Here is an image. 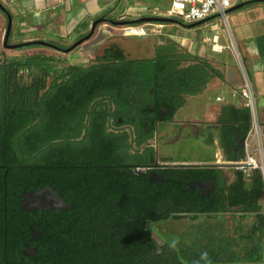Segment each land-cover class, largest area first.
<instances>
[{"label":"trees","instance_id":"obj_1","mask_svg":"<svg viewBox=\"0 0 264 264\" xmlns=\"http://www.w3.org/2000/svg\"><path fill=\"white\" fill-rule=\"evenodd\" d=\"M167 48L170 56L109 66H74L66 82L59 83L57 78L48 87L40 80L15 82L13 68L23 67L24 59L0 64V263L4 250L9 257L14 252L20 255L24 244L35 250V256H24L21 264L235 263L227 228L209 226L205 230L199 225L190 233L182 231L185 241L170 240L177 244L175 252L156 245L150 225L168 218L190 219L198 225L199 217L217 216L225 205L242 215H256L264 223L261 177L246 181L238 172L219 193L217 206H208L197 195L191 198L182 169L158 183H151L147 174L136 170L141 164L137 163L138 156L141 158L137 152L139 115L132 108L120 109L130 97L113 94L117 109L108 111L98 102L89 110L97 90L102 84L109 85L108 81L117 90L126 87L129 94L153 88L179 95L170 106L177 110L186 96L201 95L213 78H219L220 72L208 59L182 53L176 43L160 47ZM222 108L221 120L229 123L223 131V145L228 147L235 125L242 129V136L248 134L251 114L244 106ZM86 116L90 118L84 123ZM119 116L135 130L119 129L115 125ZM109 120H113V128ZM46 187L69 208H21L18 201L23 192ZM21 215L28 218L26 225L21 223ZM223 230L226 238L218 234Z\"/></svg>","mask_w":264,"mask_h":264},{"label":"flooded vegetation","instance_id":"obj_2","mask_svg":"<svg viewBox=\"0 0 264 264\" xmlns=\"http://www.w3.org/2000/svg\"><path fill=\"white\" fill-rule=\"evenodd\" d=\"M0 5V13L4 16L3 17L2 14H0V26H3V31H0V42H2V47L8 49L11 48V55L18 59H24L26 63L21 68H13V78L15 82L33 84L35 81L40 80V82H44L45 86L48 87V85H50L51 82L53 83L57 78H59L57 80L59 83L66 82L70 70L74 66H109L133 59V57H129V55L124 52L118 43H112L109 46L101 48V54H93L92 52L87 54V52H81L82 46L88 44L90 47L91 44L96 42H90L96 29L113 39V37L121 38L122 36H127L123 33V29L132 26H114L109 22L103 21L94 27L93 35L88 40L72 48L78 40L82 39L90 32L91 24L94 20L104 18L107 20L120 21V17H114L115 13L109 9H104L102 13L95 17L87 27L82 25H79L78 27V25H75L67 30L60 28L61 16H56V19L53 20V22L49 21V23L44 22L45 20L43 16L31 17L29 23L27 22L29 25L24 27L25 25L17 26V22L15 21L16 23H14V17L12 15L11 28L7 35L6 29L9 13L7 12L8 10L6 11L2 7V5L6 7L5 3L0 1ZM125 21H129V19H125ZM68 31H73L77 34L75 36L68 35ZM120 31H122V35L120 34ZM130 31L133 33L131 29ZM66 38L67 42H64ZM112 39L102 38L97 40V42H104L106 40L111 41ZM39 42H43L44 44H40ZM98 46H101V44ZM21 48L28 50L30 53L20 55L19 52ZM79 48L81 49L79 50ZM45 49L53 51L55 55L65 53L66 61H57L55 58V61L53 62V65H55L53 66V70L48 71V67L43 66L41 63L42 58L50 56L45 54ZM72 53H75L76 57L71 62L69 55ZM42 54L45 56H42ZM0 60H6V58L0 56ZM11 63H14V61L0 64L9 65ZM24 69L27 72L25 76L26 81L16 79L17 73ZM61 69L63 70L59 72ZM38 71H41V73ZM30 75H33L34 78L31 81H27ZM109 77L110 74L107 75L108 80ZM108 84L109 85L102 84L97 90V94L95 95L89 110L95 109L96 103L98 102L103 104L108 111L117 109V106L112 99L113 94L130 97L129 102H124L120 105V109L132 108L135 109L139 115L138 128H140V130L137 136L139 143V146H137V152L138 155H141V158L138 156L137 163L141 164L140 166H137L136 170L139 173L147 174L151 179H157L156 182L149 180L151 183H158L164 182L168 176H172V171L182 169L187 176L185 184L188 187L187 192L191 194V198L194 199V195H197L208 206H217L220 197L219 193L222 192L223 189H226V187L235 180L236 175L238 174V171L233 164L235 161L233 162V160H231L232 164H229V168L224 167L225 163L223 159L226 151L220 140L221 130L226 129L227 126L226 123L221 120L223 111H221V109H216L217 117L215 118L214 123H207L203 120V117L199 115L192 121V123H188L185 116L178 119L176 113L170 107L175 102V99H178L180 96H168L164 94V92L154 91L153 88H150L147 93L133 91L129 94L126 87L117 90L119 87H112L109 81ZM97 95H99V97H97ZM171 109L172 111H170ZM169 114H172V116L170 118H165V116ZM88 118L90 117H85L84 123L88 122ZM112 121L113 120H109L110 128L114 127L111 124ZM115 125L121 130H135L132 124L123 123V116L117 117ZM210 126L214 127L211 128V130H214L216 137V144L211 150L206 143ZM164 127L171 128L169 134H167V132L161 133ZM233 132V143L227 149V155L230 158H234L239 154V151H236V142L238 138L242 137V129L238 126L235 125ZM191 141H195V144H192ZM128 164L132 165L134 162H129ZM159 179L163 180L160 181ZM20 201L21 200L18 201L19 204ZM262 206L264 209L263 204ZM234 214L239 215L243 213L237 208L225 205L220 208L217 215ZM262 214L264 215V211ZM170 220L178 219H157L152 222L154 225H150V227L152 228L156 245L158 247L170 248L176 252V245L169 239L163 237L156 227L158 223L166 222L167 224ZM20 221L26 225L28 218L24 219L21 215ZM36 234L37 233H34V235ZM30 240L31 238H28V242ZM26 247L34 251L29 245L24 244L20 249V255L19 253L14 252V255L9 257L8 252L4 250V256L2 257V263L0 264H21V259L24 258V256H30L24 254ZM26 252H28V250Z\"/></svg>","mask_w":264,"mask_h":264},{"label":"crops","instance_id":"obj_3","mask_svg":"<svg viewBox=\"0 0 264 264\" xmlns=\"http://www.w3.org/2000/svg\"><path fill=\"white\" fill-rule=\"evenodd\" d=\"M5 3L4 10L10 14V17H14V23L17 26L25 25L28 26L30 18L35 16H44L46 15L45 23L53 22L56 19V16H61L60 18V28L67 30L74 27L75 25H82L87 27L95 17L99 16L104 9H109L115 13V15H125L126 19L139 20L142 17H172L167 16L162 13L165 10H162L158 15L153 14L152 12H147L144 8V0H0ZM87 1L89 8L83 6V2ZM169 4V0H165ZM163 2V1H162ZM56 7V8H54ZM58 10V13L54 15H49L51 10ZM226 14V23L219 16V13L215 11L201 23L196 24L195 26H185L186 29H194L185 34H174L172 33L171 27L165 24H176V22H145L140 21L139 23L133 24L137 27L142 24H155L160 25L161 28H165L166 32L162 34H153V55L148 58L159 56H170L171 49L167 48L166 50H161V46H168V44H177V48L182 53H190L191 55L201 56L209 60L212 68L220 72L219 78H213L209 83L206 90L199 96H186L185 103L183 106L173 111L175 113H180V110L183 109L186 104L190 102L193 98H201V106L198 107V110L194 111V114L185 115L188 123L192 121L199 115L203 117V120L207 123H214L215 118L217 117L216 110L221 109L223 111L224 105H230L236 108L243 107L242 99L237 95L236 97H231V93L237 92L240 89L242 82L241 71L239 67V62L236 60L232 53V44L238 52V58L241 64L243 65L246 73L248 74L252 87L254 90V95L256 99V106L258 111V119L262 129L260 134V145L262 147V152L264 155V146L262 144V139H264V0H231L230 5L225 9ZM79 16V18H78ZM136 17V18H134ZM21 19H24L21 20ZM169 19V18H168ZM214 20L216 21V29L214 31L199 30V27L204 23ZM16 21V22H15ZM28 22V23H27ZM145 24V25H146ZM194 23H190L191 25ZM8 26V24H7ZM21 29V27H20ZM165 36L164 40H158V38ZM168 41V43H167ZM217 43L225 47V50L222 53H214L212 51V45ZM173 46V45H172ZM159 50V51H158ZM163 51V53H161ZM143 51H137V54L141 55ZM158 52V53H157ZM224 54L229 57L231 63V68L229 70V64L227 62H217L210 59L209 54ZM142 57V56H139ZM133 59H145V58H133ZM214 90V101L210 97H206V93ZM168 96V93H164ZM222 96V101H216L215 96ZM176 95L174 97H177ZM191 105V103H190ZM191 107V106H190ZM172 109L170 111H172ZM202 112V113H201ZM251 114V112H250ZM229 123H226L228 126ZM251 127V123H250ZM211 127L208 130V135L206 139L207 145L210 147V150L216 144V137L214 130L212 131ZM227 128V127H226ZM171 130L170 127H164L161 133ZM181 130V129H180ZM221 130V144L223 145L224 141V131ZM232 133L233 130H232ZM242 135V134H241ZM247 136V135H246ZM246 136H242L237 139V148L236 151H239V154L234 158H230L227 155L228 147L233 143V139L230 141L228 147H224V165L232 164L231 160L242 161L245 159L244 152V139ZM243 139V145L240 148L239 142ZM192 144H195V141H191ZM256 144L254 148L251 147L252 152L258 151V141L253 140L252 144ZM237 157V158H236ZM237 159V160H236ZM225 167V168H229ZM238 171V170H237ZM241 172V171H238ZM246 181L249 178H257L258 174L253 172L250 176H247L241 172ZM256 174V175H255ZM232 183V182H231ZM242 215V214H240ZM219 216V215H218ZM233 218V221L228 224L229 221ZM236 215H220L224 226L230 232L234 228V231L230 233V238L232 237L233 241V255L236 254L243 257H250L254 252H256L258 257V264H264V238H259L257 232L259 231L264 235V223L259 222L256 215H251V218H238L236 221ZM253 230V231H252ZM219 235H222L226 238V232L223 230L218 231ZM234 238V239H233ZM260 243H262L263 251L260 249ZM235 264V263H234ZM246 264V263H239ZM257 264V263H256Z\"/></svg>","mask_w":264,"mask_h":264},{"label":"rangeland","instance_id":"obj_4","mask_svg":"<svg viewBox=\"0 0 264 264\" xmlns=\"http://www.w3.org/2000/svg\"><path fill=\"white\" fill-rule=\"evenodd\" d=\"M163 1V2H162ZM168 3L165 0H144V8H146L147 12H152L155 15H158L162 10H165L168 8ZM83 6L88 7L89 8V4L87 3V1L83 2ZM56 8V7H54ZM58 13V10H51V12H49V15H54ZM2 14V13H0ZM3 16V14H2ZM4 17V16H3ZM147 17V16H145ZM44 20L46 19V15L43 16ZM136 18V17H134ZM169 19H172L174 21H176V24H165L167 26L171 27L172 33L174 34H185L188 33L192 29H186L184 28L185 26H188V24L186 21H184L183 19H181L178 15L173 16V17H168ZM1 22H2V18H1ZM146 24V23H145ZM142 24L140 23V25L137 27L136 25H127V26H132L131 30L133 33H131L129 28H124L123 29V33L126 34L127 36H122L120 37H113V39L111 37H108L106 34L101 33L100 31H98L97 29L95 30V33L93 35V38L91 39V43L95 42L94 44H91V46L89 47V45H85L82 46V50L81 52H87L90 53L92 52L93 54H101V48L105 47V46H109L112 43H118L120 45V47L124 50L125 53H127L129 55V57H133V58H148L151 57L153 55V34H162L164 32H166L165 28H161L160 25H155V24ZM3 26H0V31H3ZM216 29V21L211 20L208 21L206 23H204L203 25H201L199 27V30H207V31H214ZM77 33L73 32V31H68V35H72L75 36ZM120 34L122 35V31H120ZM67 35V36H68ZM102 38H108V39H112L111 41L106 40L104 42H97V40L102 39ZM165 36L158 38V40H164ZM64 42H67V38L64 40ZM2 42H0V56L4 57V58H10L13 57L11 55V48H4L2 47ZM101 46H98L100 45ZM81 48H79L80 50ZM45 54H48L50 56L44 57L41 60V63L43 64V66L48 67V71H52L53 70V62L55 61V58L57 59V61L62 60V61H66V57H65V53L63 54H58L55 55V53H53V51H48V49H45ZM143 51L141 53V55L137 54V51ZM43 51V50H42ZM77 52V50H76ZM30 52L24 48H21L19 54H29ZM78 53V52H77ZM18 55V56H20ZM42 56H45L42 54ZM142 56V57H139ZM76 57L75 53H72L69 55L70 61L72 62ZM209 57L211 60L213 61H217V62H227L229 64V70L231 68V63L229 61V57L227 55L224 56V54L222 55H217V54H209ZM19 64V63H18ZM39 73H41V71H38ZM27 72L26 70H22L20 72L17 73L16 75V79L18 80H25L26 81V76ZM34 76L30 75L29 79L27 81H31L33 80ZM214 95H215V91L211 90L208 93H206V97H210L211 100L214 101ZM202 96V95H201ZM201 98H193L190 100V102L188 104H186V106L183 109H188L187 110H180V113H176V117L178 119L182 118L185 115H190V114H194L195 110H198V107L201 106ZM191 103V105H190ZM191 106V107H190ZM216 110V109H215ZM202 113V112H201ZM264 138V137H263ZM262 144L264 146V139H262ZM255 146H257V143L251 145L252 148H254ZM254 157L259 158V155L257 154V152H252L251 153ZM230 212V211H229ZM250 213H248L247 215H236V221L238 218H251ZM196 221V220H195ZM233 221V218H231V220L229 221V225L230 223ZM194 221H190V219H183V218H179L178 220H170L165 223H158L157 230L158 232L165 238L169 239V240H175L176 238H179L180 241H185V238L183 237V233H181L182 231H189L188 233H190L193 228L195 229L196 227H198L199 225L202 226L205 230L209 229V226L211 227H215L214 229H224L226 228V226H224L222 220L220 219V215L218 216H213V217H207V216H201L199 217V224L195 225L193 223ZM234 231V228L232 230H230V233H232ZM257 235L259 238H264V235L262 233H260L259 231L257 232ZM189 236V234H188ZM234 239V238H233ZM173 243V242H172ZM175 244V243H174ZM264 244V241H263ZM177 245V244H175ZM260 249L263 251V247H262V243H260ZM234 250V248H233ZM234 262L235 264H239V263H246V264H258V257L256 252H254L250 257H243V256H239V255H235L234 256ZM233 264V263H232Z\"/></svg>","mask_w":264,"mask_h":264},{"label":"built area","instance_id":"obj_5","mask_svg":"<svg viewBox=\"0 0 264 264\" xmlns=\"http://www.w3.org/2000/svg\"><path fill=\"white\" fill-rule=\"evenodd\" d=\"M230 3L231 0H169L168 8L162 13L172 17L178 15L187 23H192L201 21L217 11L224 23H226L225 9ZM211 49L214 53H222L225 47L214 43ZM232 53L239 62L242 82L239 91L231 93V97L233 98L238 95L242 99L243 105L251 112V127L244 139L243 145L245 159L242 161H235L233 164L238 171L243 172L247 176H250L253 172H258L264 184V155L260 145V134L262 133V129L258 119L254 90L248 74L239 61L238 52L233 44ZM215 100L218 102L222 101V96H215ZM254 139L258 141L259 158L251 154V144Z\"/></svg>","mask_w":264,"mask_h":264},{"label":"water","instance_id":"obj_6","mask_svg":"<svg viewBox=\"0 0 264 264\" xmlns=\"http://www.w3.org/2000/svg\"><path fill=\"white\" fill-rule=\"evenodd\" d=\"M1 6V5H0ZM109 22L114 26H124V25H132L139 23L140 21H145V22H176L172 19H168L165 17H142L139 20H131V21H125L121 22L117 20H107L104 18H98L94 20L91 24V30L90 32L83 37L82 39L78 40L72 48H74L77 45H80L82 42L88 40L92 35L94 31V27L101 23V22ZM203 21V20H202ZM202 21L195 22L194 24L188 25L190 26H195L196 24L201 23ZM11 28V17L8 14V26L6 29V33L10 32ZM40 44H44L43 42H39ZM243 145V139L239 142V147L241 148ZM230 165H224V167H228ZM256 175V174H255ZM150 181L156 182L157 179H151L149 178ZM162 181L163 179H159ZM22 199L20 201V205L23 209H41V210H53V209H59V210H65L68 209L69 206L67 205L66 202H64L57 193H55L50 187L43 188L42 190L39 191H31L28 193L23 192L22 193ZM37 235V234H36ZM28 250V252H26ZM35 251V250H34ZM31 250L30 248L25 249L24 254L34 256L35 252Z\"/></svg>","mask_w":264,"mask_h":264},{"label":"bare ground","instance_id":"obj_7","mask_svg":"<svg viewBox=\"0 0 264 264\" xmlns=\"http://www.w3.org/2000/svg\"><path fill=\"white\" fill-rule=\"evenodd\" d=\"M114 17H116V18L120 17V23L121 22H125V19H126V16L125 15H122V16L114 15ZM21 20L24 21V19H21ZM125 26H127V25H125ZM25 39H27V38H25ZM15 60H18V58H16L15 56H13V57H10V58H6V60H0V63H7L9 61H15Z\"/></svg>","mask_w":264,"mask_h":264},{"label":"clouds","instance_id":"obj_8","mask_svg":"<svg viewBox=\"0 0 264 264\" xmlns=\"http://www.w3.org/2000/svg\"><path fill=\"white\" fill-rule=\"evenodd\" d=\"M226 15V14H225ZM206 19V18H205ZM204 20V19H203ZM202 21V20H201ZM197 22H199V21H197ZM192 23H195V22H192ZM126 28H129V29H131V27H126ZM245 107V106H244ZM247 108V107H246ZM257 174L260 176V174L257 172ZM261 177V176H260ZM261 180H262V178H261ZM262 183H263V181H262ZM263 187H264V184H263Z\"/></svg>","mask_w":264,"mask_h":264}]
</instances>
